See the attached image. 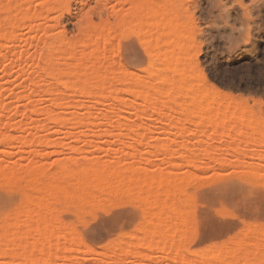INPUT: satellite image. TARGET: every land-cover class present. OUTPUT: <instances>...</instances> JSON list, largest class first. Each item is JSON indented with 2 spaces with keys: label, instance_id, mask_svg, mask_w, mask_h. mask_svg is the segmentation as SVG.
Listing matches in <instances>:
<instances>
[{
  "label": "rangeland",
  "instance_id": "374dc122",
  "mask_svg": "<svg viewBox=\"0 0 264 264\" xmlns=\"http://www.w3.org/2000/svg\"><path fill=\"white\" fill-rule=\"evenodd\" d=\"M137 1L139 0H0V5L2 3L4 5L5 3V5L7 4L10 6L13 4L15 5L14 2H17L19 4V7L16 5L15 6L13 5V7L15 8L17 7L20 10V12L25 13L27 9L31 13L30 19L23 20L22 17H18V18L16 17L15 19L14 17L12 18L14 14L12 16L9 15V13L6 12L7 10L3 11L2 6H0L1 7L0 25L5 29L7 28L6 31H2L4 30V28L2 29L0 26L1 28L0 32L4 33L7 32V30L9 31V29L11 30L12 28V30H15L14 32L16 33V39L14 40L13 39L11 40L10 36L6 37L4 35L5 36L4 38V36H2V33H0L1 35L0 39H2L0 40L1 43L0 44V106L2 108L0 109V171H2L1 174L7 173L8 171H10L13 174L15 170L13 169H12L13 171L8 170L9 167L10 169L11 167L13 168L19 167V169L17 170H20L21 166L23 168L24 167L26 168V171H24V173L23 171H20L24 177L19 172H17L16 175L14 174V177L16 178L17 176L18 177L20 176V178L15 179L14 177L10 176L9 178L7 177L9 179L8 180L5 177L4 178L6 179L5 181L0 177V181L1 182L3 181L2 183L0 182V225L5 223L4 224L5 226L7 224L5 226V228H8L6 229V231L7 230L10 231L11 227H9L8 225L10 226L12 225L13 222L11 221L13 220V218L15 219V216L18 213H20L18 211L19 210L21 211V209L24 210L26 208V207L24 208L21 207L25 205V202L26 205H28L29 204L28 199L34 194H36L38 198L40 196L45 198V199L44 198L41 199V201L43 200V203L45 202V200L46 202H48V200L50 201L51 199V202L44 204L45 206H48L47 209H45L46 207L44 205L42 206L43 203L40 201V198L37 204L34 205L41 207L38 208L36 206V209L40 211L38 213L39 217L40 215L44 214L45 211L42 212L43 210H47V213H45L46 216L43 217L44 216L43 215L41 217L43 219H40V221L44 220L43 222L46 224V221L47 222L49 221V217L47 216H50V220L52 221L55 220L56 224L58 225L57 229L59 228L58 230L59 232H61L60 230L61 228H63L62 233L55 232L54 236L56 235V233L57 234L59 233L58 236L56 237L59 236L61 237L62 235L60 234H63L64 232L63 234L65 235L64 240L60 237L57 238L58 240L55 239L56 237H53L51 238V241L49 243V244L53 243L52 246H54L53 239L56 240V243L59 242L60 239L63 240L62 242H65L63 246L61 244L62 242L61 241L59 242L61 245V248H59V250L61 251L64 246L65 249L61 251V256L60 255L58 256L59 260L57 259L56 261L57 264H97V263L100 264V262H102L101 264L103 263L112 264L114 262L116 264V260H117V264H140V263L147 264L148 261L149 264H190V263L192 264V262L195 261L196 259L195 257H197V259L196 262L194 263H197V260L198 259L201 260L202 258L200 262L198 261V264H209V262L207 260H203V258L210 255V253L215 252V248L217 250H221V249L224 250L225 248L227 252L229 250L230 253H232L231 252L232 250L227 249L224 243L229 248L234 250L238 247L237 245H234L236 247L233 248L234 247L232 243L233 239H236L239 236L242 237V235L243 234L245 235L246 233L247 234L245 237H243V239L248 242V245L252 246V243L250 242H254L253 245L255 243L258 245L257 246L255 245V247L254 246L253 247L257 248L259 246L261 251L264 253V231H262L264 230L262 229L264 228V0H171L173 2V3L171 2L172 5L171 3H169L170 0L169 1L164 0V3L167 4L169 3V6L168 5L165 6V9H167L166 7L169 8L167 9L168 12L167 11L166 12L169 14V10L172 7L171 13H173L174 15L176 14L178 16V18L176 17L177 18L176 22H174L175 20L173 22L178 23L180 20L181 22L179 23L182 24L184 23L183 27L186 29H183L182 31L184 32L186 31L185 32L186 34L183 33L185 35V36L183 35L184 36L183 38L185 39L188 37L186 36L187 30L189 32L188 33L189 36H191L188 37L189 38L188 40L185 39V42L188 41V45H189L190 44L189 40L191 38V44L193 45L189 51V56L191 58H188V59H192L193 61L188 60L189 61L188 63L189 64L191 63V65H194L195 63L196 66L195 65L193 66L195 67V70L203 78H205L210 85L214 86L217 89V94L215 95V100H214L216 104H218V102L220 104L222 103L224 104V105L222 104L223 106H220V104H218L217 106H213V107L216 108L220 106L226 108L224 109V112L222 111L223 108L217 111V112L222 111L220 112L221 114L217 113V116H213L216 114L215 113L216 111L212 110V112H214L212 113L213 114L212 115L210 111L211 109L207 110L209 109L207 108L206 110H204L205 108L204 106L206 105V103L205 105H203L204 103L203 102L201 103L202 105L195 106V109L192 112V113L195 112V114L192 115V117L190 116V114L189 116L184 114V116L185 115L188 116L186 122L184 120L185 118L184 117L182 118L183 113L180 112H177L178 114L180 113L178 115L177 113L175 114L174 111L173 112L174 117L172 116L169 117L172 111L171 110L167 111V109L169 108L166 109L165 107L162 108L163 106L162 103L164 102L168 103L169 99L166 100L164 98L167 97H162V96L160 97L157 96L156 94H158V92L161 89H165L166 91L169 92H181L185 94L190 91L189 84L183 83L179 85V81L177 80L178 78H174L168 81H159L157 79L156 74L153 75L152 73L157 72V74H161L163 70L158 69L159 67L157 68L158 70L156 68L152 69V71L151 69H149L153 64V61L155 60V58L153 57L154 53L156 54L155 45L158 42H160V40L154 41L152 39L158 34L156 31L161 30L163 22L164 20H166L165 15L168 16V14L166 12L165 15L163 14L164 17L162 19L164 18L165 19L162 20L160 18L162 22L160 20L157 21L156 18H152L153 20L155 19V21L158 22V26L159 25L161 26L159 28L156 27L159 30L157 29L154 30L155 26H153V30H151L152 29L151 24H156V23L152 21V19L150 20V18H148L147 20L144 18L137 19V21L142 20V22H139L141 24L145 23L146 21H149L145 24V26L141 25V27L139 26L140 24L135 20L136 19L135 15L137 14L135 12L136 9L134 10V7L136 3H138L137 4L138 7L136 6L137 9L141 6L147 8V5L150 6L151 3L152 4L154 3L155 6L154 5L150 6V9L152 7L156 9L161 8L160 9L161 11L163 9L162 6L164 5L163 0L161 1L154 0L155 2H160L161 4H163L162 6H160V3L155 4V2L153 1L149 3L150 2L149 0L147 2L146 0L145 2L144 1L141 2V0L139 2ZM143 2L146 4H143ZM157 5L159 6L158 8ZM140 9H138L139 12L137 13H141ZM130 10L132 11V13ZM142 10L144 11V9ZM162 11L165 10L163 9ZM20 12L18 14L16 13L15 16L17 15L20 16ZM128 12L130 14H128ZM134 12L135 15L133 16L132 14H134ZM125 13L126 15H124ZM22 15L23 13H21V16ZM131 17H133V19H131ZM169 17L174 19V16H172V14L171 16L169 14ZM128 18H130V20L133 21H129ZM171 18H170V22H168L169 18H167L166 20L167 22L165 21L166 23L164 22L165 24L169 23V25L166 26L164 24L163 27L164 26L168 27V29L170 26L173 27L172 25L173 19L171 20ZM124 19L128 21L125 22L126 20ZM122 21L124 22L122 23L123 26L121 25ZM150 21H152L153 23ZM132 22L134 25H132L131 28L130 24ZM171 22L172 24H170ZM135 23L136 25L139 24L138 27L142 29L141 33L138 31L139 28H137L136 30ZM160 23H162V25ZM185 25L186 26L188 25L189 27L187 28L185 27ZM147 26H149L151 29H149V27L147 28ZM127 27L131 28V30L128 29ZM133 27L135 28L133 29ZM145 27L147 28V31L146 30L143 31ZM172 27H170V30L172 29ZM104 28H106L105 32L103 30ZM100 30L104 32V37L101 36L103 35L102 34L103 32H100ZM150 30L153 31V33L156 32V34H154L155 36L153 35L152 32H150ZM162 30L164 31L165 28H162ZM166 30L164 31L167 32L166 34L163 32L162 33L167 35V37L168 36L171 37V34H169L168 32L169 30L168 31ZM171 32L173 33V31ZM87 36H89V38H93V40H89V39L87 40L86 38ZM96 36L98 37L100 36L99 38L100 41H96L97 40ZM160 36L161 35L158 34V36L155 38L159 39ZM106 37H108V39L104 41ZM110 37H112V39ZM94 38L96 40H94ZM148 39L149 41L150 40L152 41L150 42L153 43L154 47L148 41ZM47 40L50 41V42L48 41L49 44L45 42ZM109 40H112L111 44L109 43L106 45V43H108ZM60 41H62V43ZM79 41H81V44L84 41L83 42L84 46L85 43L88 44V41L91 43H93L94 41L99 42L100 43L99 45H101L100 47H102L101 42H103L105 47L104 48L102 47V50L106 49L107 47L110 48V49L109 48L106 49V54H108V51L109 54L105 55L104 59L106 56H108L109 58L107 57L106 58L107 60L105 59V61L102 60L103 56L101 57V54H100L101 58L98 57L97 54H99L98 53L99 51H96L95 53L97 55L96 57L101 59L103 62L101 60H97L95 57L94 59L95 65L93 64V67L94 66L95 67L93 69H97L96 66H98L100 62L102 64L110 62V67L108 69H107V65H105L106 66L105 69L109 71L103 70L104 67L102 64L101 66L99 64V66L100 69L102 70L101 72L106 71L108 72L106 74L109 75V72L112 71L113 72L112 74L115 77H117L113 82V79L115 77H113V75L110 72L109 77L112 78L111 80L112 85L108 86V88L109 89L113 88L111 92L115 91L113 92V94L115 95V93H117L116 95L118 98L116 96H115L116 98L113 97L114 95L110 98L109 96L110 94L108 93L107 91L108 89L106 88L107 89L106 93L105 92L104 93L109 94L108 98L110 99H108L107 97H103V100L100 99L99 101V99L96 98L97 94L96 95L94 94L98 92L100 93L102 91L101 90L99 91V88L95 83L96 81H94L95 79L90 80L89 82H82L80 80L79 81L74 80L71 75L70 76L68 75L75 67V66L71 67L70 64L73 65L76 63L74 62L73 58H70L71 56L69 54H71L72 51H75V49L82 48L83 45H79V46L74 45L79 43ZM56 44L60 49L62 48L63 52L66 51V45H67L68 46L67 51L71 50V52L68 53L66 51L65 53H63V55L65 56H61L62 54L59 51H57L58 54H56V51L54 50L56 49L59 50ZM73 45L75 49L72 48ZM84 46H83V50H84ZM47 47L49 48L50 52L53 53L55 52V54L53 53L49 54V52L46 49ZM55 47L56 49H54ZM152 47H153L152 50H154V52L151 49H149ZM192 48L193 51L191 50ZM79 49L78 51L76 50L77 54L79 51L82 50ZM151 51L153 52L152 54L149 53ZM191 51L193 52V54H191ZM43 53L45 56H43ZM45 53L47 54V56ZM164 53L162 52L161 54L159 53V57L161 58V56L163 55L162 58L165 59L166 57L165 55H167L166 49L164 50ZM52 54L56 58H53ZM41 60H44L45 63ZM57 60H59V62ZM97 61L99 62L97 63ZM41 64L43 65L41 66ZM50 65L53 67L54 72L51 70L52 67ZM48 66H50V69ZM55 66H58L59 68H56ZM69 66L70 68H72V70L70 69V72L67 73V69H69ZM57 69L58 71H55ZM59 70L62 71L64 70L63 72L62 71L60 72V74L62 75L59 74ZM122 72L123 74L125 72L126 75H122L121 77L120 73ZM57 74L62 76L64 80L66 79L65 80V83H67L66 86L63 81L61 82L57 80L59 82L58 83L55 80V78H53L56 77ZM136 76H138L139 78ZM133 77L135 79L137 78L136 80L139 79L138 82H140V88L142 90L149 89L148 91L150 92L149 93L150 95L152 92L151 97L144 100V98L143 99L142 97L140 98L139 95L137 96L138 93L135 94V92L134 93L133 92L131 93L130 91L129 93L127 92V90H130V88H132V85L135 86V83L133 84L134 82ZM143 79L144 81L146 80L144 83H143ZM73 80L75 82H73ZM136 80L135 82H137ZM149 81L151 82L150 84L152 85L154 91L153 89H151L152 88L151 85L148 84ZM141 83L142 85L145 86L142 87ZM69 84L71 86L67 87ZM116 90L118 91L116 92ZM138 91L140 93V90ZM62 96L64 98H61ZM136 96L138 99L136 98ZM152 96L156 97L157 103L154 101L155 99L152 98ZM59 97L62 99L63 102H67V98L70 97L68 98V102L73 101L75 105L74 104H71L70 106L63 105V102L61 103V101H59L60 100ZM93 97H95V99ZM119 97L122 99H120ZM57 98H58L57 103H55V100ZM150 98L154 103L153 106V103L150 101L153 106L151 110L157 108L156 106L161 107L159 110L158 108L156 111L150 110V107H152L148 102V99ZM75 100L78 101L79 104H77ZM124 100L126 102H123ZM31 101H34V103H36L37 106L34 105V103ZM122 102L125 104H123ZM30 103H33L34 107L30 106ZM147 103H148V107H147ZM59 104H62V107ZM214 104L215 103H212V105ZM56 106L58 107L60 106V107L56 108ZM46 107H48L52 111L54 110L55 113H51V115L53 114L52 116L56 115L54 118H52V116L50 117V113L49 115L45 113L46 116H44L45 114L42 113V110L44 111L45 109H48ZM83 107L85 109L87 107L90 108L92 107L91 108L93 111L92 114L81 115V113L85 111ZM142 111L145 113L148 111L151 112H148V114L146 113L147 114L146 115L145 113L142 114L141 113ZM157 111H160L158 113L159 116H157L158 114L156 115L155 113H153V112L157 113ZM161 111L169 112V114L166 113L168 117L166 114L163 115ZM106 113L108 117H109L108 113H110V115H112V113L114 114L110 116V119H108V117L105 116ZM154 114L157 117H160L161 115L163 117V120L161 119L162 117H160L162 121L165 120V117L168 119L172 118V120H169V122L170 121L172 122V123L170 122L171 125L168 124V127L172 126V129L170 130L169 128H167V123H169L167 121L168 119L165 120L167 121V123L166 125H164L165 121L161 122L160 120L158 122L159 118L156 119L157 117L155 118ZM146 116L147 117L150 116L151 118L153 116L156 119L155 122L153 118L152 119L150 118L151 119L150 120L149 118L147 119ZM228 116L229 118H227ZM48 117H50L52 121ZM58 117L60 119H58ZM189 117L191 118L189 119ZM56 118L58 120H56ZM101 118H103V120H111V121L107 125L106 124L102 125L101 122H99V121H103ZM249 119H251L253 123L250 122L251 120ZM182 120L184 123L183 122L180 123ZM91 121L95 122V124L90 125L93 124ZM113 121L114 123H112ZM116 121L117 124L118 123L120 124V127H118V129L122 127L123 123L121 121H123L125 124L124 129L126 127L128 129L129 128L131 129H129V131H127L128 129H125L127 133L124 132L125 130L123 128H122L123 131L119 129L121 131V137H120V132H118V134L116 132L115 133L113 132L112 133L113 136H111L112 134H110V130L114 131L117 129V127L116 128L113 127L119 126V124L114 125ZM241 121L242 122L244 121L243 123H245V121H248L246 123L250 122V124H252V126L255 127L253 129V132L251 133V130L250 131L248 130L249 133H247L248 131L246 130V128H243L242 131H238L237 129L240 127ZM180 124L185 125L184 131L187 130V133L181 131L182 125ZM19 125L21 126V128L23 127V129H20ZM39 125L41 127L43 125L45 126L40 128ZM157 125H159V127ZM16 126H18L19 128H17ZM90 126L91 129L88 130L87 128L88 127L90 128ZM103 126L107 130V132L105 131L103 133V131L105 130ZM101 127L103 131L100 130L101 131L100 132L97 129L98 128L100 129ZM180 127L181 130L179 129ZM34 128H40V129L34 130ZM92 130H95L96 132ZM130 130H132L133 132L135 131V133H131L132 131L130 132ZM167 130L170 131L171 133H167L166 132ZM163 131L166 133H164ZM122 132L126 134L129 133L128 135L130 136H126V134H124L123 136ZM178 132L180 133L178 134ZM183 133L187 135V136L184 135L186 138L180 135ZM178 135H180L181 138L183 137L184 142L187 143V144L185 143L186 147L183 148L186 149L185 151L182 149L180 142H178V140H180L178 138L179 137ZM4 136L5 138L9 136L11 140H9V137H7L8 140L7 139H5V141L4 139L2 140V137L4 138ZM30 136L32 137L30 138ZM28 138L34 141L31 142L30 140L29 142ZM180 141L183 142L182 139ZM173 142L174 143L177 142L178 144H174ZM179 144L181 147L178 146V148H176L177 145ZM187 147H189L190 150ZM180 148L182 149L181 151ZM178 150L181 153L183 151L184 153L182 154L184 155L185 152L189 150V153L186 152V155L188 154V156L183 155L184 156L183 157ZM191 150H192V154L190 153ZM177 152H179L180 154H178ZM193 152L195 154L197 153L198 157L200 156L201 157L200 159L198 158L199 159L198 160L193 156L194 159L191 161L194 163V161L197 159L196 165L192 163H191L192 165L191 164L189 165V163L191 162L190 159L192 155H194ZM205 153L208 154V156L210 153L212 155H210V158H207L204 156ZM179 155L182 156L183 158L186 157L185 161L188 158L187 164L183 162L184 159H181L182 157H180ZM197 155L195 156L197 157ZM29 158L32 159L33 162ZM171 158L172 160H169ZM92 160L95 163H91L90 165L97 164L96 166L99 167L101 166L100 170L98 169V167L96 169V166L94 165L93 168L95 169L91 168V170H89L90 167H92L89 166V163ZM173 160H175L179 164V168L174 170L175 168L174 167L170 170V168L173 167V163H174ZM97 161L98 163L102 161H105L108 164L110 163L109 170H107L108 166L107 165L105 166V164L107 163L104 164L103 162V164L100 163L99 165ZM170 161H173L172 164ZM114 162L116 163V165ZM119 162L123 163V165ZM166 162L170 163V164L167 163L166 165L167 167L165 166ZM112 163L114 164L112 165ZM33 164L37 167V170L35 171H33L34 170L33 168L36 167H33ZM101 164L107 169L104 168ZM29 165L30 166L32 165L33 167V168L31 167L32 169L29 168L31 169L32 172L29 169L27 170L28 168L27 166ZM65 165L66 168L68 169L73 168L74 171L77 172L78 175L81 177L86 175L90 179L87 180L88 184L83 186L80 184L82 183L80 181L77 182L76 180L65 179L60 183L64 186L66 185L65 187L70 186L68 184L74 182L70 186L71 188L68 187L69 188L68 191H65L66 193L64 192V190L63 191L58 190L56 192L53 190V188L50 189L51 185L54 184V181L55 183H59L60 180L58 179V177L59 178L62 177L60 176L61 173L58 174L57 170H59V167H61L60 168L61 171V169L64 168L63 166ZM119 165L121 167L123 166V168L119 167ZM131 165L132 168L128 167ZM134 165L137 168H134ZM169 165L171 166L169 168V171L171 172H166L168 171V169L166 168H168ZM2 166H4L3 169H1ZM7 166L8 168H6ZM80 166L82 167V169H80ZM111 166L114 167L113 172L111 171L113 174L110 173V169L112 168ZM124 166H127V169H124L125 168ZM117 167H119V169H121L123 172L119 169L115 171L114 169H117ZM101 169L102 171L104 169L106 171L102 172ZM138 169L139 170L141 169L140 170L141 172ZM142 169L143 171L146 169L145 172L147 171V173L150 171L149 172L150 174L155 169V173L152 174V176L154 175L155 179L149 180L146 178V180H144L145 176L149 174L143 175L145 172H142ZM160 169L166 171L164 172L162 171L163 173L161 175ZM5 170L8 171L6 172ZM131 170L132 173H130ZM172 170L175 171L173 172L174 174L172 173ZM36 171L37 172L39 171L38 172L39 175L37 174ZM56 171L57 174L55 173ZM114 171L116 173H119L118 175L121 174V177L119 178ZM27 172H31L34 175L36 174V177L38 175L36 179V181L38 180V182L34 181L36 186L31 184V180L33 181L36 177L34 175H30V173L28 174ZM101 172L103 173L102 175L103 180H105L106 182L104 181L102 183L100 182L96 184L92 183L93 182L92 179L94 180V176L97 173L101 174ZM127 172L128 174L129 173L132 174V175L130 174L128 175L130 178L134 177L135 179H137L139 176L140 180H142L141 177H143L144 179L141 182L145 181L147 185L144 184L145 182L141 183L138 178L137 179L138 181L135 180L134 185L132 184L133 185L132 188L131 183L133 181V178L127 179L125 177L127 175ZM133 172L135 173L137 172L136 175ZM189 172L193 174V176L190 175ZM122 173H124L125 175L122 176L123 175ZM164 173L165 174L168 173L169 176L165 175L166 177H162L163 178L162 179L161 176H164L163 175ZM3 174L1 175L2 177L5 176V174L4 175ZM27 174L31 178L32 177L35 178L34 179L30 178L27 180L26 179L28 176ZM186 174H189L190 178L191 177L192 178L189 179V175ZM104 175L107 177V179ZM112 175L113 177L110 178ZM114 175L117 176L115 177L116 180H114ZM174 175L176 176L174 177ZM177 175L179 177L181 175L182 176L184 175V177L179 178ZM55 176L57 178H55ZM186 176L188 177L189 180L187 179ZM171 177L174 178V181L170 179ZM165 178L166 179L168 178L167 179L169 180L168 182L172 184L169 185V183L167 182V180H165ZM125 179H127V181ZM12 180L18 182L13 183ZM117 180L119 182L122 180L126 181V185L124 181H122L124 183L122 182L119 183ZM156 180L157 181L159 180V183H156L157 182ZM162 180H164L166 183L164 181L161 182ZM176 180L177 182L181 181L182 183L181 186L182 192L180 191V193L177 194L178 196H176L177 188L175 187L177 183L176 184L174 183L176 182ZM186 180L188 181L186 182ZM9 181L12 182L9 183ZM136 181L138 182L137 185H136L137 183ZM148 181L149 182L153 181L152 184H154L155 188L160 186L162 188L161 187L158 188L157 189L158 191L156 189L153 190V186H151L152 185L151 182L148 183ZM28 183L31 185L30 189L26 188V187L29 188V185H27ZM105 183L107 184V187ZM43 184L46 186L44 187ZM111 184L113 185L111 186ZM143 184H144V188H142ZM110 186L112 187V189ZM128 186H131V188L134 189V192ZM139 186L142 189H144V191L142 190L135 191L136 188H138L137 190L141 189L139 188ZM119 187H121L120 191H119ZM183 187H185V189ZM124 188L125 189L127 188L128 190L126 191ZM163 188L164 190L166 188V190L161 192L160 190ZM171 189L172 191H174L173 193L174 196L172 193H170ZM43 190L48 193L45 194L46 192H44ZM152 190L156 194L154 192L152 193L151 192ZM136 192L137 193L139 192L138 193L139 195L138 194L136 195L135 194ZM164 192L166 197H163ZM41 193H43V195ZM133 193L135 197H133ZM145 193L147 194V196ZM158 193L159 194L162 193L161 196ZM186 193L188 194V196ZM50 194L51 195L53 194L54 196L53 195L51 196ZM149 194H153L154 196L149 197ZM25 195H28V199ZM46 195L47 197L51 196L53 199L51 197L46 198ZM97 195L98 197L100 196L99 201L97 200L98 199ZM141 195H144L143 196L144 198L140 197ZM188 197L189 199H186ZM145 198H147L149 202L157 201L156 203L154 202L155 204H158V200H159L158 198H160L159 203H161V205L158 204L155 207V205L149 204V206H146L148 204L147 203L145 204V202H147L148 200L144 201ZM149 198H151V200ZM162 199H164L163 200L164 202L165 200L166 202L168 200V203H170L167 204L168 207L165 204L166 202L164 203ZM185 200H187L188 203ZM91 201L93 202L92 204ZM170 201L173 203H171ZM38 204H40L41 206ZM178 204L180 205V207L179 206L177 207ZM150 205H152L151 208L152 207L153 208L151 209V211L149 209L146 212L145 210L149 208ZM163 205H164V209L166 208L167 210L169 206L171 207V205L172 207L176 205L175 208L176 207L177 208L174 211V213H173L174 207L171 208L172 211H170L169 209V211L167 212V210L162 209ZM187 205L189 206V210L187 209L188 208ZM145 206L147 208H145ZM55 207H57V209L55 210L56 212L53 210L55 209ZM157 207H159L157 210H161V212H159L160 215H155L154 218L152 216L153 215L152 213L153 211H155V214H158V211L156 210ZM50 208L52 209V211ZM177 209H180V211L182 210L178 215H176L178 213ZM6 212L9 213V215L6 216L5 215ZM171 212L173 213V215ZM23 213L24 215L27 214V212L25 214L24 211ZM148 213H150L149 215L151 217L150 219L151 221L146 222L147 218H145V215L146 217L150 218ZM161 213L166 214L165 215L166 217L164 216V224L166 225L168 224L167 223L168 220L165 219H167L170 214L171 218L168 219L170 221H173L172 219L174 218L173 221L174 223L169 221V225L170 226L177 225L179 227L181 226V228L183 229L182 231L183 235L178 233L172 237V236H168L167 234V237H169L170 239L167 238L165 241L163 238H165L166 235L164 236V233H161V231L158 230L159 233H161V236L163 234V236L160 238L164 240L163 242H165L167 248H169L170 245L169 249L165 248L166 250L164 249L163 251L157 252L156 256L152 257L151 260L144 259L142 260V262L141 260H138V263H135L137 261L134 262L133 257L127 256L125 257L124 261H121L122 263L119 262V259H117L118 254H114L113 251L119 249L120 248L119 246H123L124 244L127 245L126 244L128 243L127 240L130 241L128 244H133V243L137 244L138 242L137 241L135 242L133 236H130L133 235L134 233H135L134 236H136L134 238L135 239L138 238V240L139 238L143 239L146 237L152 242L162 241L160 238L158 240L157 238L153 240L154 237H157L158 231L157 234L156 232L155 233L153 232L154 236L152 232H151L152 234L150 235V233L148 234L149 231H147L149 229L148 227L153 225L154 221H157L154 223H158L159 225L158 222L159 220L157 218L159 216L162 217ZM48 214H52V216ZM174 214L177 216L179 221H181L179 216L185 215L181 217V219L183 218V222L178 221L180 224L182 223V225H179V223L177 224V218L176 216H174ZM24 215L22 216V218L24 219V220L22 219L23 220L22 225L24 226L30 224L31 220L34 221L35 219L39 218L37 214L32 216H30L29 214H27V216ZM5 216L7 220L11 222L10 224L7 223ZM19 217L17 216L18 219L21 218ZM28 217L31 219H28ZM9 218H11V221ZM25 220H27V224ZM52 221H49V223L51 224ZM55 222H52L51 225H53V223ZM140 222L141 225L143 223L148 224V226L147 224L142 225L144 231L143 229L142 230L139 229L141 228L140 225L139 227H137L138 224H140ZM70 224L72 225V227H70L71 226ZM65 226L69 228L67 227L65 228ZM183 226H185L186 228ZM136 227L137 229L140 230L139 232L137 231V229H135ZM251 227L254 228L262 227L261 231L263 233L259 229L258 230L263 234V236H261V233L260 236L256 235L255 236L256 240H254V238L251 237L252 235L247 237V235H249V232H252ZM70 228H72L73 232L69 231ZM247 229H250V231ZM186 230L188 231V233H190L189 235ZM253 230L257 231V229L256 230L253 229ZM74 231H77L78 233ZM259 231H257V233H259ZM2 232L3 230L0 231V233ZM142 232H144V234ZM67 233L68 235H71V233L72 235L77 234L76 235L77 237L74 236L71 239L69 238L70 236H68ZM138 233L139 234L141 233L143 235L139 236ZM251 234L255 235L254 232ZM137 235L139 237H137ZM177 235L179 238L178 237L176 238ZM79 236L81 237L82 241H84V243L79 242L81 241ZM150 236L151 237L153 236V238L151 239ZM159 236L160 234H158V237ZM65 237L67 238V240H65L66 239ZM258 237L259 239H257ZM70 239L72 240L71 243H70ZM73 239L75 240V242H79L76 243L77 245H79L78 247H80L79 251L77 250L74 251L73 248L78 249V247H76V244L75 242H73ZM118 240L119 241L124 240L125 242L122 243L120 242L119 244ZM144 240L143 241L141 240L142 243H145ZM168 240L171 241V243H174L172 242L173 240L174 241L177 240L176 242L177 244L175 243L176 245H174L176 247H173L172 249V245ZM182 240L184 243H182ZM236 240L234 241V244L241 243L240 245H242L244 243L245 245H247L244 240L240 239L241 242L240 241L237 242L238 240L237 241ZM59 243L55 244L56 245L55 247H52L51 245L49 247L55 249L58 247ZM72 243L75 245H73ZM142 243L139 242V244ZM180 243H182V245H179ZM71 244L73 245L72 248L68 247ZM108 244H110L109 245L110 247L108 246ZM114 244L116 246H114ZM239 244L238 246H240ZM177 245H179L178 246L179 248L183 246L181 247V249L184 250L183 255L187 257H182V258L173 257L174 253L172 252L175 249L177 250L178 248ZM221 245L223 248H221ZM113 246L116 249H114ZM247 246H244L242 248H245ZM9 247L10 244L4 246L5 252L8 250ZM46 247H48V245ZM66 247L70 249V250L67 249V251H71L68 252L70 257L68 255L69 259L63 260L62 254H66L65 253ZM211 248H212L211 250L212 252L209 251V249ZM20 249L24 250L23 247H21ZM30 249H33V245L31 248L26 249L25 251L29 252ZM226 250L224 251L226 252ZM110 251L112 253H110ZM194 252H196L198 256H196ZM200 252L202 253L200 254ZM202 255L204 256L202 257ZM107 256H109L108 258H110L111 256L109 260L112 262L107 260L108 259ZM239 256L241 257V260L238 259ZM239 256L232 258V256L228 255L227 256L228 263L244 264V262H246L245 259L243 258L244 256L243 255H239ZM63 257H67V256L64 255ZM100 258H103V260L100 262L99 260H96ZM113 258L115 259V261L111 260ZM188 258L190 261L188 260ZM191 258H195V259H191ZM8 259H10L11 263H9L10 261H8ZM22 260L21 261L18 260V262L15 261L17 262L15 263L14 261L11 260V258L5 255L2 256L1 254L0 256V264L28 263V262L24 263L25 261ZM42 264L45 263H43L42 261Z\"/></svg>",
  "mask_w": 264,
  "mask_h": 264
},
{
  "label": "bare ground",
  "instance_id": "6f19581e",
  "mask_svg": "<svg viewBox=\"0 0 264 264\" xmlns=\"http://www.w3.org/2000/svg\"><path fill=\"white\" fill-rule=\"evenodd\" d=\"M140 1V0H139ZM139 1H137V2H139ZM142 1H144L145 2V0H141V2ZM148 0H146V2H147ZM150 2L149 3H151V1H153V2H155L154 0H149ZM161 1V0H160ZM169 1V0H168ZM143 2V4H146V3H144ZM172 1L170 0V2L169 3H171ZM15 3V5L16 6H18L19 7V4L17 3V2H14ZM148 3V4H149ZM158 4V3H160V2H155V4ZM169 3L167 4V3H164V0H163V4H161L160 3V6H162V8L165 10V11H160V9H156V8H151L150 9V6H153L154 5V3L152 4H150V6L149 5H147V8H144V6L142 7H139L138 9H140L141 10V13H137V12H139V10L137 9V4L138 3H136V5H135V7H134V10L136 9V14L137 15H135V12H134V14H132L133 16L135 15V17H136V21H137V19H142V18H144V19H148V18H150V20L152 19V18H156V20L157 21H159L160 20V18L162 19L164 16H163V14L165 15V12L167 11V9H169L168 7H166L167 9H165V6L166 5H168L169 6ZM173 3V2H172ZM172 3H171V5H172ZM175 3V2H174ZM10 4V3H9ZM141 4V3H140ZM14 5V4H13ZM13 5H5V3H4V5H3V3L0 5V6H2V10L4 11H6L7 13H9V15H13L12 16V18L14 17L15 19H16V17L18 18V17H22V19L24 20H26V19H30V17H31V13L26 9V11H25V13L24 12H20V10L17 8V11H16V8L15 7H13ZM14 5V6H15ZM137 6V7H136ZM155 6V5H154ZM159 6L157 5V8H158ZM171 7V6H170ZM175 7V6H174ZM1 8V7H0ZM142 9H144V11L142 10ZM171 9H172V7L170 8V10H169V14H170V16H171V14H172V16H174V19L173 18H171V17H169V14H168V16L167 15H165V18H166V20H167V18H169V20H168V22H170V18H171V20H172V22L174 21V22H176V20H177V18H178V16L175 14H173V13H171L172 11H171ZM174 9V8H173ZM15 10V11H14ZM133 10V11H134ZM28 11V12H27ZM131 11V10H130ZM175 11V10H174ZM20 12V16H15L16 15V13L18 14ZM21 13H23V15L21 16ZM131 13H132V11H131ZM176 13V12H175ZM128 14H130L129 12H128ZM127 14V15H128ZM124 15H126V13L124 14ZM177 17V18H176ZM125 18V17H124ZM158 18V19H157ZM164 18V19H165ZM176 18V19H175ZM131 19H133V17H131ZM164 19H162V20H164ZM185 19V18H184ZM123 20V19H122ZM124 20H126V19H124ZM128 20L129 21H133V20H130V18H128ZM128 20H126L125 22H127ZM166 20H164V22L166 21ZM136 21H134V22H136ZM152 21H154L156 24H151L152 25V29L149 27V26H147V28L149 27V29H151V30H153V26H155L154 27V30L155 29H157L156 27H161L160 25L158 26V22L157 21H155V19L153 20L152 19ZM152 21H150V22H152ZM161 21V20H160ZM187 21V20H186ZM185 21V22H186ZM138 23L139 22H142V20H138L137 21ZM143 22H144V20H143ZM147 22H149V21H146L145 23H143V24H141V23H139V24H137L136 25V23H135V25H136V30H137V28H139V29H141L140 27H141V25H144L145 26V24L147 23ZM162 22V21H161ZM163 22V25L167 22H165L164 23ZM172 22L170 23V24H172ZM173 22V27L172 26H170V27H172V29L170 30V27H169V29H168V27H163V25H162V23H160L161 25H162V27H161V30L160 31H156L159 35H161L160 36V38L158 39V38H155V37H157L158 36V34L155 36L154 34H156V32L155 33H153V31H151L150 30V32H152L153 33V35L155 36L154 38L156 39H152V40H154V41H159L160 40V42H158L157 44L156 43H154V44H156L155 45V51H156V54L154 53V58H155V60L153 61V64L151 65V67L149 68V69H151V71H152V69H157L158 67V69H161V70H163L162 71V73L161 74H157V72H154V73H152V72H150V73H152L153 75H155L156 74V76H157V79L159 80V81H168V80H171V79H174V78H178L177 80L179 81V85H181V84H183V83H188L189 84V87H190V91L188 92V93H185V94H183V93H181V92H169V91H166L165 89H161L159 92H160V94H159V92H158V94H156L157 96H162V97H167V98H164V99H169L168 100V103H162V105H159V106H162V108H164L165 107V109L166 108H169V109H167V111H172V113H171V115H169V117L170 116H172V117H174V115H173V112L175 111V114L177 113V112H180V113H183V116H182V118L184 117L185 119V122H186V119L188 118V116H189V114H190V116L192 117V115H194L195 114V112L194 113H192L193 111H194V109H195V106H200V105H202L201 103H203V105H205V103H206V105L204 106L205 108H204V110H206L207 108H209V109H207V110H210L211 111V114L212 113H214V112H212V110L213 111H216L215 113V115H213V116H217V113H220V112H224V109H226V108H223V107H220V106H223L222 104H220L219 102H218V104H220V106L219 107H213V106H217L218 104H216V102L214 101L215 100V95L217 94V89L214 87V86H212V85H210L208 82H207V80L205 79V78H203L196 70H195V67H193L194 65H195V63H194V65H191V63L189 64L188 62V60H192V59H188V58H191L190 56H189V51H190V48L193 46L192 44H191V38H190V44L188 45V41H186L185 42V39H189L188 37H191V36H189V32H188V30H187V35L186 36H188L187 38H183L185 35L184 34H186L184 31H182L183 29H186V28H184L183 26V24L182 23H179V22H181L180 20H179V22L178 23H174ZM182 22H183V20H182ZM13 23H14V21H13ZM12 23V24H13ZM122 23H124L123 21L121 22V25H122ZM129 23V22H128ZM153 23V22H152ZM1 24V23H0ZM126 24V23H125ZM189 24V23H188ZM132 25H134L133 24V22L130 24V26H131V28H132ZM138 25L140 26V27H138ZM147 25H150V24H147ZM166 26H168L169 25V23H167V24H165ZM1 26V25H0ZM15 26V25H14ZM123 26V25H122ZM119 27V26H118ZM143 27V26H142ZM185 27H189L188 25L186 26L185 25ZM1 28L3 29L4 27H2L1 26ZM1 28H0V31H1ZM13 28H15V27H13ZM100 28V27H99ZM103 28V27H102ZM122 28V27H121ZM124 28V27H123ZM125 28H126V26H125ZM128 29H130L131 30V28H129V27H127ZM135 27H133V29H134ZM147 28L145 27L144 29H143V31H147ZM162 28H165V30H166V28H167V30L166 31H168L169 32V34H171V37L170 36H168L167 37V35H165L167 32H164L163 30H162ZM7 29V28H6ZM6 29L4 28V30H2V31H6ZM101 29V28H100ZM105 29L106 28H104L103 30H104V32H105ZM138 29V31L141 33V31H142V29L141 30H139ZM157 30H159V29H157ZM15 30H12V28H11V30L9 29V31L7 30V32H4V33H2V32H0V33H2V36H10V38H11V40L13 39H16V33L14 32ZM171 31H173V33L171 32ZM100 32H103V31H101L100 30ZM99 32V33H100ZM104 32L102 33L103 35H101V36H103L104 37ZM165 33V34H163V33ZM171 32V33H170ZM98 33V34H99ZM139 33V34H140ZM143 33V32H142ZM184 33V34H183ZM151 34V33H150ZM163 34V35H162ZM168 34V35H169ZM108 35V34H107ZM184 35V36H183ZM190 35H191V33H190ZM1 36V35H0ZM5 36H4V38H5ZM109 36V35H108ZM150 36V35H149ZM97 37V38H96ZM95 38L97 39H95L94 38V40H96V41H100V36L98 37V36H96ZM153 37V36H152ZM1 38V37H0ZM87 38V40L89 39V40H93V38H89V36H87L86 37ZM111 39H112V37H110ZM148 38H150V37H148ZM48 39V38H47ZM52 39V38H51ZM61 39V38H60ZM102 39H104V38H102ZM106 39H108V37H106L105 39H104V41L106 40ZM0 40H2V39H0ZM49 40H50V38H49ZM49 40H47V41H45L46 43H48L49 44ZM53 40V39H52ZM49 41V42H48ZM102 41V40H101ZM111 41L112 40H109L108 41V43H106V45L107 44H111ZM148 41H149V39H148ZM151 41V40H150ZM149 41V42H150ZM61 43H62V41H60ZM84 42V41H83ZM83 42H82V44H81V41H79V43H77V44H74V45H77V46H79V45H83L84 46V44H83ZM95 42V41H94ZM91 43V42H89L88 41V44L87 43H85V46H84V50H83V46H82V50L81 49H79V50H81V51H79L78 52V54H77V52H76V50L78 51V49H75L74 48V45H73V47L72 48H74L75 49V51H72L71 52V50H69V51H67V45H66V51L68 52V53H70L71 52V54H69L71 57L70 58H73V60H74V62H76L75 64H70L71 65V67H74V69L72 70V68H70V66H69V69H67V73L68 72H70V69L72 70L68 75L70 76H72L73 77V79L74 80H80V81H82V82H89L90 80H94V81H96L95 83L97 84V86H98V88H99V91L101 90L102 92H98V93H95L94 95H96L97 94V99H99V101H100V99L101 100H103V97H107L108 98V95L110 96V98L114 95L113 94V92H115V91H113V92H111L112 91V89H109L108 88V86H110V85H112V82H111V80H112V78L111 77H109V75H110V72H111V74L113 73L112 71H110L109 72V75L108 74H106V73H108V72H106V71H104V72H101L102 70L100 69V66H101V62L99 63L100 64V66H99V64H98V66H96L97 67V69H93L94 67H93V64L95 63L94 61V59H95V57L98 55V57L99 58H101L102 56H103V59L102 60H104L105 61V59L108 57V56H106L105 57V59H104V56L105 55H108L109 54V51H108V54H106V49L107 48H109V47H107L106 49H103L102 50V47L104 48L105 46H104V43L103 42H101V44H102V47H100L101 45H99L100 43L99 42H95V43ZM148 42V43H149ZM152 42V41H151ZM150 42V43H151ZM53 43V42H52ZM58 43V42H57ZM1 44V43H0ZM64 44V43H63ZM62 44V45H63ZM152 45H153V43H151ZM52 45V44H51ZM51 45H48V46H51ZM57 45V44H56ZM60 45V44H59ZM65 45V44H64ZM151 45V46H152ZM47 46V45H46ZM109 46V45H108ZM151 46H149V47H151ZM63 47H65V46H63ZM71 47V46H70ZM69 47V48H70ZM76 47V46H75ZM153 47H154V45H153ZM153 47L152 48H149V49H153ZM51 48V47H50ZM57 48L59 49V50H57L56 49V47L54 48V49H56V50H54V49H51V50H54V51H56V54H58L57 53V51H59L62 55L61 56H65V55H63V53H65V52H63L62 51V48L60 49L59 47H58V45H57ZM68 48V49H69ZM47 49V51L49 52V54H51V53H53V52H50V50H49V48L47 47L46 48ZM73 49V50H74ZM110 49V48H109ZM166 49V51H167V55H165L166 57H165V59L164 58H162V56H161V58L159 57V53L161 54V52L162 53H164V50ZM64 50V49H63ZM192 51H193V48L191 49ZM46 51V50H45ZM96 51H99L98 53L99 54H95L96 53ZM101 51V52H100ZM150 51V50H149ZM153 52H154V50H152ZM149 52V53H153V52ZM191 51V54H193V52ZM94 52V53H93ZM81 53V54H80ZM46 54V53H45ZM53 54H55V52L53 53ZM52 54V55H53ZM94 54V55H93ZM100 54H101V57H100ZM165 54V53H164ZM67 55V54H66ZM43 56H45L44 55V53H43ZM42 56V57H43ZM46 56H47V54H46ZM53 58H56V57H54V55L52 56ZM51 57V58H52ZM59 57H60V54H59ZM94 57V58H93ZM98 57H96V59L97 60H101V59H99ZM46 58V57H45ZM109 58V57H108ZM153 58V59H154ZM60 59V58H59ZM152 59V60H153ZM162 59H164V60H162ZM44 60H46V59H44ZM44 60H41V61H43L44 63H45V61ZM49 60V59H48ZM52 60V59H51ZM101 60V61H102ZM107 60V59H106ZM58 62H59V60H57ZM193 61V60H192ZM99 61H97V63H98ZM103 62V61H102ZM106 62H109V61H106ZM187 62V63H186ZM56 63V62H55ZM54 63V64H55ZM73 63V62H72ZM49 64V63H48ZM51 64V63H50ZM108 64H109V66H108ZM38 65H39V63H38ZM43 64H41V66H42ZM91 65H92V67H91ZM95 65V64H94ZM103 65V67H104V69L103 70H107L109 67H110V62L109 63H104V64H102ZM105 65H107V69H105L106 68V66ZM45 66V65H44ZM47 66V65H46ZM51 66V65H50ZM50 66H48L49 67V69H50ZM196 66V65H195ZM52 67V66H51ZM56 68H59L58 66H55ZM98 67H99V69H98ZM102 67V68H103ZM46 68V67H45ZM111 69V68H110ZM157 69V70H158ZM53 72H54V70H53V67H52V69H51ZM156 70V71H157ZM55 71H58V69L57 70H55ZM62 70H59V74H60V72H61ZM64 71V70H63ZM62 71V72H63ZM76 71H78V72H76ZM107 71H109V70H107ZM149 72V71H148ZM56 73H58V72H56ZM159 73V72H158ZM54 74V73H53ZM52 74V75H53ZM57 74L56 75V77H53V78H55V80L57 81H63L64 82V84H65V86H66V84L67 83H65V80L63 79V77L62 76H60V75H62V74ZM121 75V77H122V75H126V73L124 72V74H123V72L122 73H120ZM51 75V76H52ZM67 75V76H68ZM113 75V74H112ZM111 75V76H112ZM55 76V75H54ZM118 76H119V74H118ZM71 77V78H72ZM113 77H115L114 75H113ZM125 77V76H124ZM136 77H138V76H136ZM57 78V79H56ZM117 77H115L114 79H113V82L115 81V79H116ZM139 78V77H138ZM120 79V78H119ZM133 79H134V82H133V84L135 83V86H133L132 85V88H130V90H127V92L129 93V91L132 93H134L135 92V94H137V96L139 95V97L141 98L142 97V99L144 98V100H146L147 98H149V97H151V95H152V92H151V95L149 94L150 92L148 91V90H146V89H144V90H142L141 88H140V82H138V80H136L134 77H133ZM141 79V78H140ZM72 80V79H71ZM73 80V82H75ZM118 80V79H117ZM135 80L137 81V82H135ZM57 81V82H58ZM141 81V80H140ZM146 81V80H145ZM144 81V79H143V83L145 82ZM60 82V83H61ZM67 82V81H66ZM117 82V81H116ZM142 82V81H141ZM147 82H148V80H147ZM59 83V82H58ZM70 83V82H69ZM118 83V82H117ZM151 82L149 81V85H151L150 84ZM116 84V83H115ZM148 84H146V85H148ZM71 85H72V83H71ZM70 84L67 86V87H69V86H71ZM141 86L142 87H144L145 85H142V83H141ZM151 87H152V85H151ZM150 87V88H151ZM108 90H107V89ZM151 89H153V87L151 88ZM106 90L108 91V93L109 94H105L106 93ZM110 90V91H109ZM121 90V89H120ZM138 90H140V93H139V91ZM118 90H116V92H117ZM123 91V90H122ZM138 91V92H137ZM153 91H154V89H153ZM105 92V93H104ZM121 92V91H120ZM87 93H89V92H87ZM93 93V92H92ZM112 93V94H111ZM117 93H115V95L113 96V97H117V95H116ZM90 95V94H89ZM67 96V95H66ZM137 96H136V98H137ZM115 97V98H116ZM61 98H64L63 96L61 97ZM60 97H59V101H61V103L63 102L62 101V99H61ZM68 98H70V97H68ZM68 98H67V102H63V105H66V106H70L71 104H74L73 103V101H69L68 102ZM94 99H95V97H93ZM110 98H108V99H110ZM118 98V97H117ZM120 98V97H119ZM152 98H154L155 100V102L157 103V100H156V97H153L152 96ZM106 99V98H105ZM107 99V100H108ZM120 99H122V98H120ZM138 99V98H137ZM141 99V100H142ZM57 100H58V98L55 100V103H57ZM66 100V99H65ZM113 100H115V99H113ZM117 100V99H116ZM158 100H161V99H158ZM35 101V100H34ZM34 101H31V102H33L34 103ZM76 101V100H75ZM143 101V100H142ZM152 100H151V98L150 99H148V102H149V104L152 106ZM163 101V100H162ZM170 101V102H169ZM77 102V104H79L78 103V101H76ZM123 102H126L125 100L123 101ZM122 102V103H123ZM33 103H30V106H33L34 107V105H36V103H34V105H33ZM60 103V102H59ZM212 103H215L214 105H212ZM32 104V105H31ZM123 104H125V103H123ZM54 105V104H53ZM56 105V104H55ZM58 105V104H57ZM61 107H62V104H59ZM75 105V104H74ZM210 105H212V106H210ZM37 106V105H36ZM52 106V105H51ZM51 106H48V107H51ZM59 106V107H60ZM153 106H154V103H153ZM153 106L152 107H150V110L153 108ZM156 106V105H155ZM48 107H46V108H48ZM54 107V106H53ZM58 106H56V108H57ZM58 107V108H59ZM147 107H148V103H147ZM157 108H158V110L161 108V107H158V106H156ZM84 108V107H83ZM92 108V107H91ZM90 107H87L86 109L84 108V112L83 113H81V115L83 114V115H85V114H87V115H91L92 114V109H91ZM155 108V107H154ZM157 108H155V109H153V110H151V111H156L157 110ZM223 108V110L222 111H220V112H217V111H219V110H221ZM0 109H2L1 108V106H0ZM53 109V108H52ZM55 109V108H54ZM61 109V108H60ZM112 109V108H111ZM110 109V110H111ZM164 109V110H165ZM108 110V109H107ZM2 111V110H1ZM151 111H148V112H151ZM112 112H113V110H112ZM148 112H146L147 114H148ZM160 111H157V113L156 112H153V113H155L156 115L159 113ZM162 112V111H161ZM184 112H186V113H184ZM42 113L43 114H45V113H47L48 115H49V113H50V117L53 115H51V113H55L54 112V110L52 111L51 109H45L44 111L42 110ZM142 114L143 113H145V112H141ZM145 113V114H146ZM153 113H152V115H153ZM163 113V115L164 114H166V113H168L169 114V112H162ZM162 113H160V114H162ZM179 113V114H180ZM109 114V117L107 116V113H106V115L105 114H103V115H105V116H107L108 117V119H110V116H112L114 113H112V115H110V113H108ZM146 114V115H147ZM151 114V113H150ZM155 114H154V117L156 118L157 116H159V114L157 115V116H155ZM178 114V113H177ZM178 114V115H179ZM184 114H186V115H188V116H184ZM221 114V113H220ZM219 114V115H220ZM167 115V114H166ZM165 115V116H166ZM44 116H46V114L44 115ZM56 116V115H55ZM55 116H52V118H54ZM140 116V115H139ZM164 116V117H165ZM50 117H48V118H50ZM153 116H152V118L154 119V122H155V120L156 119H158V122L162 119L163 120V117L160 115V117H162L161 119H160V117H157L156 119L154 118ZM167 117H168V115H167ZM191 117H189V119L191 118ZM47 118V117H46ZM103 118H104V116H103ZM103 118H101L102 120H103ZM115 118V117H114ZM146 118L148 119H150L151 117L149 116V117H147L146 116ZM151 118V119H152ZM181 118V119H182ZM227 118H229V116L227 117ZM51 119V118H50ZM58 119H60L59 117H58ZM57 118H56V120H58ZM113 119V118H112ZM150 119V120H151ZM166 119H168V118H166L165 117V120ZM188 119V120H189ZM55 120V119H54ZM141 120V119H140ZM161 120V122H164V121H162ZM169 120H172V118L171 119H168L167 121L169 122ZM249 120H251V119H249ZM51 121H52V119H51ZM111 120H103V121H99V122H101V124L103 125V124H109V122H110ZM115 121V120H114ZM114 121L112 122V123H114ZM118 121V120H117ZM117 121L115 122V124L114 125H116L117 124ZM135 121H136V119H135ZM167 121H165V124L164 125H166V123H167ZM227 121V120H226ZM59 122V121H58ZM58 122H56V123H58ZM92 122V121H91ZM119 122H120V120H119ZM123 124H124V122L123 121H121ZM171 122V121H170ZM170 122L169 123H167V128H169L170 130L172 129V126L171 127H168V124H170ZM183 122V120L180 122V123H182ZM244 122V121H243ZM242 121L240 122V127L237 129L238 131H242L243 130V128H246V130L248 131H250L251 130V133L253 132V129L255 128V127H253L252 126V124H250V122H252V120L249 122V123H246V122H248V121H245V123H243ZM90 123V122H89ZM93 124H90V125H94L95 124V122H92ZM172 123V122H171ZM184 123V122H183ZM253 123V122H252ZM119 124V123H118ZM117 124V125H118ZM122 124V127L121 128H119V129H121V131H123V129H124V126H125V124L123 125ZM102 125H100V126H102ZM171 125V124H170ZM180 125H182V124H180ZM254 125V124H253ZM40 126V125H39ZM43 126H45V125H43ZM42 126V127H43ZM156 126V125H155ZM154 126V127H155ZM158 127H159V125H157ZM184 126V127H183ZM17 128H19L20 127V129H23V127L21 128V126L19 125V127L18 126H16ZM41 126H40V128H42ZM93 127V126H92ZM117 127V129H118V127H120V124H119V126H115V127H113V128H116ZM162 127V126H161ZM164 127V126H163ZM181 127H182V130H181ZM179 129L181 130V131H184L185 130V125L183 124L182 126H181ZM40 128H34V130L36 129V130H38V129H40ZM94 128V127H93ZM92 128V129H93ZM103 128H104V126H103ZM112 128V129H113ZM123 128V129H122ZM187 128V127H186ZM44 129V128H43ZM88 130H90L91 129V126H90V128L88 127L87 128ZM95 129V128H94ZM105 129V128H104ZM116 129V130H117ZM114 130V131H111L110 130V134H112L113 132L115 133H117L118 134V132H120V137H121V131L120 130ZM125 129H128L127 127L125 128ZM124 129V130H125ZM129 129H131V128H129ZM129 129L127 130V131H129ZM153 129V128H152ZM156 129V128H155ZM97 130H101V131H103L102 130V127L99 129H97ZM149 130V129H148ZM159 130V129H158ZM164 130V129H163ZM190 130V129H189ZM40 131V130H39ZM92 131H94V132H96L95 130H92ZM91 131V132H92ZM100 131V132H101ZM107 132V130L105 129L104 131H103V133L104 132ZM132 130H130V132H131ZM152 131V130H151ZM165 131V130H164ZM163 131V132H164ZM249 131L247 132V133H249ZM89 132V131H88ZM99 132V133H100ZM124 132H126V130L124 131ZM167 133H171L170 131H166ZM166 132H164V133H166ZM184 132H186L187 133V130L186 131H184ZM127 133V132H126ZM126 133H123L122 132V134H123V136H124V134H126ZM131 133H135V131L133 132H131ZM180 132H178V134H179ZM116 134V135H117ZM129 134V133H128ZM128 134H126V136H130V135H128ZM148 135V134H147ZM180 135H182V136H187L186 134H180ZM180 135H178L179 137V139L181 140L182 139V141L183 142H181L180 140H178V142H180V144H181V146H182V149L183 148H185L186 147V145H185V143L186 142H184V139H183V137L181 138V136ZM249 135V134H248ZM111 136H113V134L111 135ZM119 136V135H118ZM117 136V137H118ZM146 136V135H145ZM184 136V138H186ZM7 137H9V136H7ZM5 138V136H4V138L2 137V140L4 139V141H5V139H7L8 140V138ZM32 136H30V138H31ZM30 138H28V140H29V142H30ZM33 139V138H32ZM9 140H11V138L9 137ZM28 140H26V141H28ZM32 141H34V140H31V142ZM87 141V140H86ZM6 142H8V141H6ZM28 142V143H29ZM5 143V142H4ZM174 143V142H173ZM174 144H178L177 142L176 143H174ZM180 144L179 145H177V147L176 148H178V146L179 147H181L180 146ZM187 144V143H186ZM174 146V145H173ZM188 149H189V147H187ZM181 148H180V151L182 150ZM184 151L186 150V149H183ZM190 150V149H189ZM189 150H187L186 152H188L189 153ZM179 151V150H178ZM179 151V152H180ZM179 152H177L178 154H180ZM186 152H185V155H186ZM194 152H196V151H194ZM193 152V153H194ZM182 153H184L183 151H182ZM181 153V154H182ZM191 154H192V150H191V152H190ZM171 154H174V153H171ZM191 154H190V156H191ZM206 154V153H205ZM204 154V156L205 157H207V158H210V155H212L211 153L209 154V156H208V154H206L205 155ZM184 154H182V156H183ZM184 155V156H185ZM195 155H197V153L195 154L194 153V155H192V157H191V159H190V161L191 160H193L194 159V157L195 158H199L200 159V157H198V155H197V157L195 156ZM35 156V155H34ZM172 156V155H171ZM180 156V155H179ZM182 156H180V157H182ZM183 156V157H184ZM186 156H188V154L186 155ZM194 156V157H193ZM181 158V159H184V161L183 162H185V164H187V162H188V158H187V160L185 161V158ZM32 158H34V157H32ZM202 158H204V157H202ZM30 159V158H29ZM196 159V160H197ZM198 159V160H199ZM211 159H213V158H211ZM31 161H32V159H30ZM169 160H172V158L171 159H169ZM168 160V161H169ZM196 160L194 161V163L191 161L190 163H189V165L192 163V164H194V165H196ZM73 161V160H72ZM71 161V162H72ZM79 161H81V160H79ZM93 161V160H92ZM90 162L89 163V166H92V167H90V169L89 170H91V168L92 169H95V168H93L94 166H96L97 164H93V165H90L91 163H95L94 161L93 162ZM174 161V163L176 164V166H175V164L173 163V167H171L170 165H169V167L168 168H166V169H168V171H166V170H161L160 169V171H161V175H162V173L164 172V171H166V172H171V171H169V168H170V170L172 169V168H174V170L175 169H177V168H179V164L175 161V160H173ZM173 161H170L171 162V164H172V162ZM33 162V161H32ZM74 162H75V160H74ZM103 162H104V164L105 163H107V162H105V161H102V162H99L98 163V161H97V163L100 165V163H102L103 164ZM115 162H117V161H115ZM114 162V163H115ZM122 162V161H121ZM121 162H119V163H121ZM114 163H112V165L114 164ZM167 163L168 162H166V164H165V166L167 165ZM31 164V163H30ZM101 164V165H102ZM122 165H123V163H121ZM120 164V165H121ZM168 164H170V163H168ZM191 164V165H192ZM63 165H64V163H63ZM67 165V164H66ZM66 165L65 166H63L64 168H62L61 169V171H63V172H61L60 171V168L61 167H59V170H57L58 171V174L59 173H61V177L62 178H59L58 177V179L60 180H58L59 181V183H55V181H54V184L53 185H51V188L50 189H52L53 188V190L54 191H60V190H64V192L65 191H68V187H70L73 183H71V184H68V185H70V186H67V187H65L64 185H62V184H60L63 180H67V179H70V180H76L77 182H82V183H80L81 185H86V184H88L87 183V180H90L85 174V176H79L78 175V173L77 172H75L74 171V169L73 168H70V169H68V168H66ZM108 166V169L106 168V167H104L103 165V167L104 168H106L107 170H109V168H110V163L108 164H105V166ZM115 165H116V163H115ZM114 165V166H115ZM119 165V167H121ZM68 166H69V163H68ZM78 166V165H77ZM84 166V165H83ZM3 167L4 166H2V168L1 169H3ZM28 168H27V170L29 169V168H31L32 167V165L30 166H27ZM33 167H36L34 164H33ZM32 167V168H33ZM79 167V166H78ZM85 167H86V164H85ZM97 167H98V169L100 170V167L99 166H96V169H97ZM112 168L110 169V173H112L113 172V166H111ZM119 167H117V169H114L115 171L116 170H118L119 169ZM125 168L124 169H127V166H124ZM128 167H130V168H132V165L131 166H128ZM167 167V166H166ZM6 168H8V166L6 167ZM5 168V169H6ZM31 168V169H32ZM121 168H123V166L121 167ZM134 168H137L135 165H134ZM140 168V167H139ZM15 170V172L12 174L10 171H8V170ZM17 169H19V167L18 168H16V167H11V169H10V167H9V169L6 171L7 173H4L5 174V176H1L2 174H1V172L2 171H0V177L3 179V180H5L6 181V179H8L10 176H12V177H14V174L16 175V173L17 172H19L20 174H22L20 171H23V173H24V171H26V168L24 167H20V170H17ZM25 169V170H24ZM31 169H29L30 171H31ZM34 170L33 171H35V170H37V167L36 168H33ZM40 169V168H39ZM68 169V170H67ZM77 169V168H76ZM80 169H82V167L80 166ZM103 169V168H102ZM102 169H101V171H102ZM123 169V170H124ZM12 170V171H13ZM17 170V171H16ZM67 170V171H66ZM79 170V169H78ZM85 170V169H84ZM119 170H121V169H119ZM139 170V169H138ZM141 170V169H140ZM139 170V171H140ZM146 170V169H145ZM145 170L143 171V169H142V172H145ZM151 170V169H150ZM43 171V170H42ZM57 171L55 172L56 174H57ZM65 171V172H64ZM104 171H106L105 169L102 171V172H104ZM112 171V172H111ZM114 171V172H115ZM122 171V170H121ZM128 171V170H127ZM154 171V172H153ZM152 171V173L150 174L149 172L147 173V171L143 174V175H146V174H149V175H151V176H149V175H146L145 176V179L143 178V177H141V179L143 180H146V178L147 179H152V180H154L155 178H154V175L152 176V174L153 173H155V169ZM159 171V172H160ZM163 171V172H162ZM32 172V171H31ZM31 172H27L28 174L30 173V175H34L33 173H31ZM37 172V171H36ZM36 172H34V173H36ZM39 172V171H38ZM38 172H37V174H38ZM41 172V171H40ZM85 172V171H84ZM95 172V171H94ZM101 172V174L100 173H97L95 176H94V180L92 179V183H102V182H104L105 180H103V173ZM118 172V171H117ZM123 172V171H122ZM141 172V171H140ZM156 172H158V171H156ZM173 172H175V171H173L172 170V173ZM42 173V172H41ZM40 173V174H41ZM46 173V172H45ZM44 173V174H45ZM106 173V172H105ZM108 173V172H107ZM116 173V172H115ZM121 173V172H120ZM130 173H132V170L130 171ZM129 173V174H130ZM133 173H135V172H133ZM137 173V172H136ZM136 173H135V175H136ZM3 174V175H4ZM20 174H18V175H20ZM27 174V175H28ZM51 174V173H50ZM109 174V173H108ZM107 174V175H108ZM113 174V173H112ZM117 175L119 174V173H116ZM123 175L122 176H124L125 174H126V172H125V174L124 173H122ZM128 172H127V175L125 176L127 179L128 178H130L128 175ZM160 174V173H159ZM158 174V175H159ZM174 174V173H173ZM189 174L190 175H192L193 176V174H191L190 172H189ZM189 174H186V175H189ZM7 175V176H6ZM39 175V174H38ZM38 175H37V177H38ZM94 175V174H93ZM92 175V176H93ZM130 175H132V174H130ZM141 175V174H140ZM142 175V176H143ZM157 175V176H158ZM164 176H161V178L162 177H166L167 175H168V173H164L163 174ZM166 175V176H165ZM185 175V174H184ZM184 175L182 176H178L179 178H181V177H184ZM190 175H189V179H191L190 178ZM22 176H23V174H22ZM35 177H36V174L34 175ZM89 176H91V175H89ZM105 176V175H104ZM128 176V177H127ZM133 176H134V174H133ZM138 176V175H137ZM136 176V177H137ZM157 176H155V177H157ZM169 176V175H168ZM176 175H174V177H175ZM6 177V179H4ZM8 177V178H7ZM24 177V176H23ZM29 177V178H28ZM34 177V178H35ZM37 177L34 179L33 177L31 178L29 175L27 176V180L28 179H34L33 181L31 180V184H33L34 186H36V184H35V182H38V180L36 181V179H37ZM44 177H45V175H44ZM52 177H54V176H52ZM51 177V178H52ZM106 177V176H105ZM109 177V176H108ZM113 177V175L110 177V178H112ZM115 177H117V176H115L114 175V180H116L115 179ZM118 177L120 178L121 177V174L120 175H118ZM153 177V178H152ZM159 177V176H158ZM178 177H176V178H178ZM187 177V176H186ZM15 178V177H14ZM13 178V179H14ZM16 178H20V176L18 177H16ZM15 178V179H16ZM22 178V177H21ZM43 178V177H42ZM50 178V179H51ZM55 178H57L56 176H55ZM118 178V179H119ZM123 178V177H122ZM131 178H133V181H132V183H131V186H132V188H133V185H134V181L135 180H137L138 178H139V181L141 182L142 180H140V177L138 176V178L137 179H135L134 177H131ZM130 178V179H131ZM169 178V177H168ZM167 178V179H168ZM24 179V178H23ZM45 179V178H44ZM46 179H47V176H46ZM106 179H107V177H106ZM127 179H125L126 181H127ZM158 179H160V178H158ZM163 179V178H162ZM166 178H165V180H167ZM170 179H172L173 181H174V178H170ZM187 179H188V177H187ZM188 179V180H189ZM9 180V179H8ZM8 180H7V182H8ZM11 180V179H10ZM55 180V179H54ZM57 180V179H56ZM188 180H186V182L188 181ZM13 181V183L14 182H16V181H14V180H12ZM12 181H9V183H11ZM35 181V182H34ZM49 181V180H48ZM112 181V180H111ZM118 181V180H117ZM122 181H124V180H122ZM122 181H118L119 183H121ZM126 181H124L125 182V185H126ZM138 181V180H137ZM136 181V182H137ZM157 181V180H156ZM164 180H162L161 182H163ZM169 180H167V182H168ZM172 181V182H173ZM1 182V181H0ZM3 182V181H2ZM1 182V183H2ZM18 182V181H17ZM16 182V183H17ZM29 182H30V180H29ZM40 182H41V180H40ZM69 182V181H68ZM90 182V181H89ZM106 182V181H105ZM110 182V181H109ZM124 182H122V183H124ZM143 182H145V181H143ZM143 182H141V183H143ZM151 182V184H152V182L153 181H150ZM149 181H148V183H150ZM161 182H160V184H161ZM165 182V181H164ZM186 182H185V184H186ZM16 183H15V185H16ZM42 183H44V182H42ZM47 183V182H46ZM52 183V182H51ZM91 183V182H90ZM113 183V182H112ZM129 183V182H128ZM156 183H159V180L156 182ZM166 183V182H165ZM169 183V185H171L170 184V182H168ZM175 184H176V188H177V193H176V196H178L177 194H179L180 193V191L182 192V190H181V186H182V183H181V181H179V182H177V180H176V182H174ZM8 184V183H7ZM40 184V183H39ZM50 184V183H49ZM48 184V185H49ZM109 184V183H108ZM133 184V185H132ZM138 184V182L136 183V185ZM144 184H146L147 185V183L145 182ZM144 184H143V186H142V188H144ZM150 184V185H151ZM160 184H158V185H160ZM11 185V184H10ZM12 185H14V184H12ZM22 185V184H21ZM27 185H29V188L28 187H26L27 189H30V184L28 183ZM38 185V184H37ZM44 185V184H43ZM47 185V186H48ZM78 185V184H77ZM100 185V184H99ZM105 185H106V187H107V184L105 183ZM113 184H111V186H112ZM116 185H117V183H116ZM128 185H130V184H128ZM135 185V186H136ZM142 185V184H141ZM140 185V186H141ZM24 186H26V185H24ZM46 185H44V187H45ZM97 186V185H96ZM110 186V187H111ZM114 186H115V184H114ZM119 186H121V185H119ZM131 186H128V187H130L131 188ZM139 186V188H141ZM149 186V185H148ZM147 186V187H148ZM151 186H153V190L154 189H158V188H160V187H157V188H155L154 187V184H152ZM155 186H156V184H155ZM163 186V185H162ZM185 186V185H184ZM33 187V186H32ZM40 187V186H39ZM38 187V188H39ZM99 187V186H98ZM125 187V186H124ZM138 187V186H137ZM146 187V186H145ZM169 187H171V186H169ZM169 187H168V189H169ZM35 188V187H34ZM47 188V187H46ZM71 188V187H70ZM82 188V187H81ZM81 188H80V190H81ZM120 188L121 187H119V191H120ZM131 188V189H132ZM139 189V190H137L138 188H136L135 189V191H140V190H142V191H144V189ZM162 188V187H161ZM176 188H174V189H176ZM184 189H185V187H183ZM25 189V188H24ZM45 189V188H44ZM48 189V188H47ZM96 189V188H95ZM111 189H112V187H111ZM122 189H123V186H122ZM125 189V188H124ZM31 190H34V189H31ZM39 190V189H38ZM41 190V189H40ZM72 190V189H71ZM75 190V189H74ZM83 190V189H82ZM89 190H91V189H89ZM116 190H118V189H116ZM126 191L128 190L127 188L125 189ZM150 190V189H149ZM151 191L152 193L154 192V191ZM155 190V191H156ZM165 190H166V188H165ZM164 190V188L163 189H161L160 191L161 192H163V191H165ZM42 191V190H41ZM44 191V190H43ZM100 191V190H99ZM101 191H102V189H101ZM113 191V190H112ZM115 191V190H114ZM122 191V190H121ZM132 191L134 192V189H132ZM131 191V192H132ZM145 191H146V188H145ZM158 191V190H157ZM171 191H172V189H171ZM170 191V193H174V191H172L171 192ZM179 191V192H178ZM44 192H46V191H44ZM77 192V191H76ZM83 192V191H82ZM81 192V193H82ZM96 192V191H95ZM129 192V191H128ZM150 192V193H151ZM48 192H46L45 194H47ZM49 193H51V192H49ZM53 193V192H52ZM66 193V192H65ZM64 193V194H65ZM73 193V192H72ZM85 193V192H84ZM87 193H88V190H87ZM99 193V192H98ZM104 193V192H103ZM110 193H111V191H110ZM115 193V192H114ZM124 193H125V191H124ZM139 193V192H138ZM137 192L135 193L136 195L138 194ZM148 193V192H147ZM155 193V192H154ZM168 193V192H167ZM26 194V193H25ZM32 194V193H31ZM42 195H43V193H41ZM71 194V193H70ZM69 194V195H70ZM94 194V193H93ZM146 194V193H145ZM156 194V193H155ZM159 194V193H158ZM161 194L162 193H160L159 195L161 196ZM164 194V196L163 197H166L165 196V192L163 193ZM184 194V193H183ZM187 194V193H186ZM38 195V194H37ZM49 195V194H48ZM51 195V194H50ZM53 195V194H52ZM51 195V196H52ZM67 195H68V193H67ZM82 195V194H81ZM80 195V196H81ZM87 195H89V194H87ZM86 195V196H87ZM96 195V194H95ZM112 195V194H111ZM117 195V194H116ZM119 195V194H118ZM139 195V194H138ZM152 195V196H151ZM169 195V194H168ZM167 195V196H168ZM181 195V194H180ZM26 197H27V199H28V195H25ZM39 196H40V194H39ZM51 196H48V197H51ZM54 196V195H53ZM57 196V195H56ZM64 196V195H63ZM77 196V195H76ZM79 196V197H80ZM91 196V195H90ZM132 196V195H131ZM144 195H141L140 197H142V198H144L143 197ZM146 196H147V194H146ZM154 195L153 194H149V197H153ZM159 196V197H160ZM171 196V195H170ZM173 196H174V194H173ZM187 196H188V194H187ZM187 196H185V197H187ZM190 196V195H189ZM47 197V195H46V198H48ZM70 197V196H69ZM92 197V196H91ZM94 197V196H93ZM97 197H98V195H97ZM101 197H103V196H101ZM106 197V196H105ZM133 197H135L134 196V193H133ZM169 197V196H168ZM168 197H167V199H168ZM184 197V198H185ZM40 198V201H41V199H43L44 197H42V196H40L39 197ZM39 198L36 196V194H34L33 196H31L28 200H29V206L28 205H26V202L25 201H23V202H25V205L23 206V207H21V208H24V207H26L25 209H26V211H25V209L23 210V209H21V211L19 210H17L18 212H20V213H18L16 216H15V219L13 218V216H12V218H13V220L11 221V218H9L10 219V221L11 222H13L12 223V225L10 226V225H8L9 227H11V229H10V231L9 230H7L6 231V229H8V228H5V226L7 225H5L4 226V224H1L0 225V231L1 230H3V232L2 233H0V256H1V254H2V256L3 255H5V256H7V257H9V258H11V260L12 261H17L18 262V260H24L25 262L24 263H26V262H28V263H32V264H42V261H43V263H45V264H57L56 263V261H57V259L59 258L58 256L60 255L61 256V251L62 250H64L65 249V246L63 247V249L60 251L59 250V248H61V245H60V241L62 242L63 240H64V236L65 235H63L64 234V232H63V234H60V235H62L60 238H62V239H60L59 240V242H57V243H59L58 244V247L57 248H55V249H53L52 247H55L56 245L55 244H57L56 243V240L55 239H57V238H59V237H56V236H58V234L59 233H62V229L63 228H61V232H59L58 230H59V228L57 229V227H58V225L56 224V222H55V220L54 221H52V220H50V216H47V217H49V221H52V222H55V223H53V225L54 226H56V227H54L53 225H51L52 224V222H51V224L49 223V221L47 222L46 221V219H45V221H46V224L41 220L40 221V219H43V218H41L43 215V217H45L46 216V214L45 213H47V210H43L42 212H44V214H42V215H40V217H39V210L38 209H36V206H34L35 204H37V202L39 201ZM52 198V197H51ZM55 198V197H54ZM82 198V197H81ZM80 198V199H81ZM99 198H100V196L98 197V201H99ZM110 198V197H109ZM161 198V197H160ZM160 198H158L159 200H158V204H160L161 205V203H159L160 202ZM172 198H174V197H172ZM179 198H181V197H179ZM192 198V197H191ZM26 199V198H25ZM45 199V198H44ZM53 199V198H52ZM65 199V198H64ZM95 199V198H94ZM136 199H138V198H136ZM150 200H151V198H149ZM155 199H157V198H155ZM165 199V198H164ZM164 199H162V201L164 200ZM186 199H189V197L188 198H186ZM48 200V199H47ZM55 200V199H54ZM59 200V199H58ZM140 200H141V198H140ZM139 200V201H140ZM146 200H148L147 198H145V200L144 201H146ZM154 200V199H153ZM181 200H183V199H181ZM192 200V199H191ZM83 201V200H82ZM90 201V200H89ZM88 201V202H89ZM172 201H174V200H172ZM187 203H188V201L187 200H185ZM42 203H43V200L41 201ZM40 202V203H41ZM48 202H51V199H50V201L48 200ZM48 202H46V200H45V202L42 204V206L46 203H48ZM58 202V201H57ZM60 202V201H59ZM68 202V201H67ZM157 202V201H152V202H149V200L147 201V202H145V204L147 203L148 205H146V206H149V204H153V205H155V207H156V205H158V204H155V203ZM164 202V201H163ZM165 202H166V200H165ZM164 202V203H165ZM171 202V201H170ZM180 202H182V201H180ZM185 202V203H186ZM193 202V201H192ZM21 203H22V201H21ZM72 203V202H71ZM82 203V202H81ZM93 202L91 201V204H92ZM171 203H173V202H171ZM65 204V203H64ZM74 204V203H73ZM83 204H84V202H83ZM144 204V203H143ZM142 204V205H143ZM166 204V206L168 207V205L167 204H170V203H168V200H167V202L165 203ZM176 204V203H175ZM22 205H23V203H22ZM21 205V206H22ZM38 205H40V204H38ZM28 206V207H27ZM31 206H33V207H31ZM41 206V205H40ZM45 206V205H44ZM67 206V205H66ZM75 206V205H74ZM145 206V208H147ZM151 206L152 205H150V207L149 208H147L145 211L147 212L149 209H150V211H151V209L153 208H151ZM176 206V205H175ZM175 206H173L174 207V210H173V213H174V211L176 210V208L179 206L180 207V205L178 204L177 205V207L175 208ZM188 206V205H187ZM35 207V208H34ZM38 207V206H37ZM46 207V208H45ZM44 208L45 209H47V207L48 206H45ZM172 207V205H171V207L169 206V208H168V210L165 208L164 209V205H163V210H167V212L169 211V209H170V211H172L171 210V208H173ZM38 208H41V207H38ZM52 208V207H51ZM50 208V209H51ZM63 208V207H62ZM159 207H157L156 208V210L158 209ZM185 208V207H184ZM183 208V209H184ZM49 209V210H50ZM57 209V207H55V209H53L54 211ZM64 209V208H63ZM155 209V208H154ZM186 209V208H185ZM188 210H189V206H188V208H187ZM37 210H38V212H37ZM178 210V213L176 214V215H178V214H180V212L182 211H180V209H177ZM23 211L25 212V214H26V212H27V214H29L30 216H32V215H35V214H37L38 215V219H35L34 221H32L31 220V223L30 224H28V225H22V223H23V218H22V216L24 215V213H23ZM51 211H52V209H51ZM149 211V212H150ZM158 211V214H155V211H153V217L155 216V215H160V213L159 212H161V210H157ZM56 212V211H55ZM7 213V212H6ZM5 213V215L7 216V215H9V213H7L6 214ZM23 213V214H22ZM48 213H49V211H48ZM51 213V212H50ZM157 213V212H156ZM172 213V212H171ZM173 213H172V215H173ZM12 214V213H11ZM15 214H16V212H15ZM27 214L26 215H24V216H27ZM150 213H148V215H149ZM162 214V217L161 216H159L157 219L159 220L158 222H159V225H158V223H154V222H157V221H154L153 222V225H151V226H149L147 229V231H149L148 232V234L150 233V235L154 232H156V234H157V231L158 230H160L161 231V233H164V236L166 235V237L165 238H163L165 241H166V239L168 238V239H170L169 237H167V234H168V236H174L175 234H182L183 235V229L181 228V226L179 227V226H170L169 225V219L168 218H171L170 217V214H169V216H168V214H167V216H168V218L167 219H165V220H168V224L166 225V224H164V216L166 215L165 213H161ZM184 214V213H183ZM186 214V213H185ZM3 215V214H2ZM14 215V214H13ZM28 215V216H29ZM48 215H51L52 216V214H48ZM175 214H174V216H176ZM6 216H5V218H6ZM17 216L20 218V219H18L17 218ZM182 216H185V215H182ZM182 216H179V218H180V220L181 221H179L178 220V218H177V216H176V218H177V224L179 223V222H183V218L181 219V217ZM149 217H150V215H149ZM157 217V216H156ZM166 217V216H165ZM34 218H37V217H34ZM53 218V217H52ZM51 218V219H52ZM145 218H147V220H146V222H148V221H151L150 219H151V217L150 218H148V217H146V215H145ZM155 218V217H154ZM153 218V219H154ZM163 218V219H162ZM173 218V217H172ZM3 219V218H2ZM1 219V220H2ZM23 219V220H22ZM28 219H31V218H29L28 217ZM32 219H33V217H32ZM144 219V218H143ZM149 219V220H148ZM6 220H7V218H6ZM155 220V219H154ZM173 221H174V218L172 219ZM26 221V224H27V220H25ZM173 221H170V222H173ZM179 221V222H178ZM5 222V221H4ZM11 222H9L8 220H7V223H11ZM160 222H162V223H160ZM166 222V221H165ZM2 223V222H1ZM28 223H29V220H28ZM41 223H43V224H41ZM50 224V225H48V224ZM151 223V222H150ZM174 223V222H173ZM64 224V223H63ZM145 224H147V223H145ZM144 223L142 224V225H145ZM154 224H157V225H154ZM185 224V223H184ZM67 225V224H66ZM71 225V224H70ZM69 225V226H70ZM139 225L141 226V228H139V229H143V231H144V228H142V225H141V222H140V224H138V226L137 227H139ZM172 225V224H171ZM175 225V224H174ZM179 225H182V223L180 224L179 223ZM147 226H148V224H147ZM146 226V227H147ZM187 226V225H186ZM60 227V226H59ZM62 227H63V225H62ZM67 226H65V228H66ZM70 227H72V225L70 226ZM74 227V226H73ZM137 227L135 228V229H137ZM183 227H185V226H183ZM67 228H69V227H67ZM186 228V227H185ZM184 228V229H185ZM252 229H251V231L252 232H249L250 231V229H247V230H249V231H247V232H249V235H247V237L248 236H251L252 238H254V240H256L255 238V236L257 235V236H260V233L262 232V231H264V230H262L261 231V228L262 227H256V228H254V227H251ZM57 229V230H56ZM139 229H137V231L139 232L140 230ZM253 229H257V231H259V233H257V231H254ZM259 229V230H258ZM262 229H264V228H262ZM67 230V229H66ZM69 230V229H68ZM64 231V230H63ZM69 231H72L73 232V230H72V228H70V230ZM68 231V232H69ZM146 231V230H145ZM146 231V232H147ZM185 231V230H184ZM187 231V230H186ZM55 232H59L58 234L56 233V235L54 236V234H55ZM67 232V231H66ZM74 232H77V231H74ZM145 232V233H146ZM152 232V233H151ZM180 232H182V233H180ZM254 232V234L255 235H253V234H251V233H253ZM78 233V232H77ZM143 234H144V232H142ZM154 233H153V236H154ZM161 233H159V231H158V234H160V236L158 237V234H157V237H154L153 238V236L151 237L150 236V238L152 239L153 238V240H155L156 238H157V240L160 238V237H162L163 236V234H162V236H161ZM187 233H188V231H187ZM263 233V232H262ZM261 233V236H263V234ZM70 234V233H69ZM143 234H139L138 233V235L140 236V235H143ZM147 234V235H148ZM190 233H188V235H189ZM247 234V233H246ZM246 234L243 236L242 235V237H237L236 239L238 240H236V239H233V246L234 245H237V247L238 248H236V249H231V248H229L225 243H224V245L227 247V249H230V250H232L231 252L232 253H230V251L228 250V252H227V250L224 248V250H226V252L223 250V249H221V250H217L216 248H215V246H214V248H215V252H213V253H210V255H208V256H206L205 258H203V260H207L208 262H209V264H230V263H228V261H227V259H228V255H230V256H232V258L233 257H236V256H239V255H243L244 257V259H245V261L246 262H244V264H264V253L261 251V249L259 248V246L257 247V248H254L255 247V245L257 246L258 244H254L253 245V243L254 242H250V243H252V246H250V245H248V242L247 241H245L244 239H243V237H245L246 236ZM67 235H68V233H67ZM77 234H75V235H72V233H71V235H68V236H70L69 238H73L74 236L75 237H77L76 236ZM135 235V233L133 234V235H130V236H133V239L135 240V242L137 241L138 243L136 244H128L130 241L129 240H127L128 241V243H126L127 245H123V246H119L120 248L119 249H116L114 246H116L115 244H114V249H116V250H114L113 252H114V254H118V258L117 259H119V262H121V261H124L125 260V257H127V256H130V257H133V260H134V262L135 261H137V262H135V263H138V260H141V262H142V260H151V258L152 257H155L156 256V253L157 252H159V251H163L165 248H167V245L165 244V242H163L164 240H162V238H160L162 241H154V242H152V241H150L148 238H143V239H140L139 238V240H138V238H134V237H136V236H134ZM137 235V237H139ZM147 235H145V236H147ZM185 235H186V232H185ZM67 236V237H68ZM254 236V237H253ZM53 237H56L55 239H53L54 241V246H52V244L53 243H51V244H49L50 243V241H51V238H53ZM80 237V236H79ZM172 237H171V239H172ZM178 237V235L176 236V238ZM183 237V236H182ZM66 238V237H65ZM68 238V239H69ZM141 238H142V236H141ZM179 238V237H178ZM244 240L245 241V243L248 245H245L244 243L242 244V245H240L239 243V245L240 246H238V244L236 243V244H234V241L236 240L237 242H241V240ZM261 238V237H260ZM70 239V243H71V240ZM80 239H81V237H80ZM144 239H146V240H144ZM184 239V238H183ZM257 239H259V237L257 238ZM58 240V239H57ZM65 240H67V238L65 239ZM77 240V239H76ZM78 240H79V238H78ZM144 240L145 241V243H142V241ZM149 240V241H148ZM119 241V240H118ZM169 241V240H168ZM180 241V240H179ZM68 242V241H67ZM73 242H75V240L73 239ZM80 243H84V241H82V239H81V241H79ZM79 242H75V244L76 243H79ZM120 242L122 243V242H125L124 240L123 241H119V244H120ZM131 242H134V241H131ZM139 242L140 243H142V244H139ZM158 242V243H157ZM161 242H163V243H161ZM170 242V244L172 245V249H173V247H176V246H174V245H176L177 243V240L176 241H172V242H174V243H171V241H169ZM48 243V244H47ZM69 243V244H70ZM112 243V242H111ZM114 243H115V240H114ZM117 243V242H116ZM176 243V244H175ZM179 243V242H178ZM182 243H184L183 242V240H182ZM182 243H180L179 245H182ZM232 243H229V244H232ZM249 243V244H250ZM8 244H10V247L8 248V250L5 252V248H4V246H6V245H8ZM30 244V245H29ZM62 244V246L65 244V242H62L61 243ZM73 244V243H72ZM70 245V246H68V247H71L72 248V246L73 245H75V244H73V245ZM119 244H117V245H119ZM32 245H33V249H30L29 250V252H27V251H25L26 249H29V248H31L32 247ZM48 245V247L51 245L52 247H46ZM110 244H108V246H109ZM179 245H177V247L179 246ZM184 245V244H183ZM29 246V247H28ZM31 246V247H30ZM79 245H77L76 244V247H78ZM111 246H112V244H111ZM230 246V245H229ZM232 246V245H231ZM232 246V247H233ZM244 246H247V247H245V248H242V247H244ZM250 246V247H249ZM254 246V247H253ZM21 247H23L24 248V250L23 249H20ZM27 247V248H26ZM68 247H66V251H67V249H69ZM75 247V246H74ZM110 247V246H109ZM181 247H183V246H181ZM181 247L179 248H177V252L174 250L172 253H174L173 254V257H180V258H182V257H187V256H184L183 255V251L184 250H182L181 249ZM236 246H234L233 248H235ZM249 247V248H248ZM107 248V247H106ZM105 248V249H106ZM118 248V247H117ZM169 248H170V245H169ZM169 248H167V249H169ZM221 248H223L222 247V245H221ZM7 249V248H6ZM74 249V251L75 250H77V251H79V249H80V247H78V249L76 248H73ZM255 249V250H254ZM4 250V251H3ZM23 250V251H22ZM70 250V249H69ZM72 250V249H71ZM109 250V249H108ZM166 250V249H165ZM186 250V249H185ZM208 250V249H207ZM207 250H205V251H207ZM212 250V248L211 249H209V251L210 252H212L211 251ZM214 250V249H213ZM223 250V251H222ZM32 251V252H31ZM59 251H60V253H59ZM65 251V253L66 254H62V259L63 260H67V259H69V257H70V255H69V253L68 252H71V251H67L66 252ZM201 251V250H200ZM204 251V250H203ZM202 251V252H203ZM175 252H176V255H175ZM202 252H200V254L202 253ZM59 253V254H58ZM110 253H112L111 251H110ZM195 254H196V256H198L197 255V253L196 252H194ZM204 253V252H203ZM64 255H66L67 257H63ZM68 255H69V257H68ZM206 255V254H205ZM204 255H202V257H203ZM109 256H107V258H108ZM162 257V256H161ZM104 258V257H103ZM103 258H100V259H96V260H99V262L100 261H102L103 260ZM110 258H111V256H110ZM110 258H108L107 260H109ZM196 259H197V257H195ZM195 258H191V259H195ZM199 258H200V256H199ZM196 259H195V261H193L192 262V264H198V261L200 262L201 260H202V258H201V260L200 259H198L197 260V263H194V262H196ZM237 259V258H236ZM238 259H240L241 260V257L239 256V258ZM22 260V261H23ZM59 260V259H58ZM105 260V259H104ZM111 260H113V261H115V259L113 258V259H111ZM188 260H189V258H188ZM8 261H10V259H8ZM106 261V260H105ZM110 261V260H109ZM108 261V262H109ZM190 261V260H189ZM17 262H15V263H17ZM98 262V261H97ZM110 262H112V261H110ZM118 262V263H119ZM144 262H146V261H144ZM149 262V261H148ZM147 262V264H149ZM241 262V261H240ZM9 263H11V261L9 262ZM23 263V262H22ZM28 263H26V264H28ZM102 262H100V264H101ZM122 263V262H121ZM98 264V263H97ZM103 264H107V263H103ZM111 264V263H110ZM112 264H115V262L114 263H112ZM116 264H117V260H116ZM141 264V263H140ZM191 264V263H190ZM243 264V263H242Z\"/></svg>",
  "mask_w": 264,
  "mask_h": 264
}]
</instances>
